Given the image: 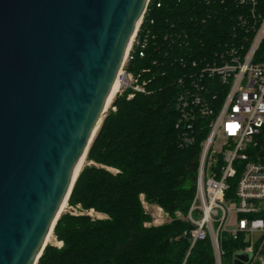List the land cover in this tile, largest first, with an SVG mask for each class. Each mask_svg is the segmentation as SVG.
<instances>
[{"label":"trees","instance_id":"16d2710c","mask_svg":"<svg viewBox=\"0 0 264 264\" xmlns=\"http://www.w3.org/2000/svg\"><path fill=\"white\" fill-rule=\"evenodd\" d=\"M260 17L264 0H150L125 65L144 92L116 95L68 200L104 217L63 213L53 233L64 246L48 244L37 264L184 263L192 226L173 216L186 215L194 199L207 122L195 123V141L185 145L179 101L196 93L193 84L212 104L222 101L212 96L219 81L201 79L202 71L232 49L245 52ZM142 198L172 221L147 226ZM222 248L223 264H235L239 243L223 238ZM186 264H215L210 240L197 243Z\"/></svg>","mask_w":264,"mask_h":264},{"label":"water","instance_id":"95a60500","mask_svg":"<svg viewBox=\"0 0 264 264\" xmlns=\"http://www.w3.org/2000/svg\"><path fill=\"white\" fill-rule=\"evenodd\" d=\"M149 2L0 0V264L42 256Z\"/></svg>","mask_w":264,"mask_h":264},{"label":"built area","instance_id":"2783aa9c","mask_svg":"<svg viewBox=\"0 0 264 264\" xmlns=\"http://www.w3.org/2000/svg\"><path fill=\"white\" fill-rule=\"evenodd\" d=\"M246 2L256 6L258 0H241ZM252 14L255 17L254 11ZM259 22L245 52L232 49L219 66L202 71L201 79L207 76L219 81L220 90L207 91L212 92L214 101L222 97L219 104L203 96L200 84H193L195 94L179 101L185 145L195 141V123L200 119L207 122L195 196L188 213H179L193 227L183 264L196 244L206 240L211 242L215 264H223V238L239 243L235 264H264V17ZM130 51L117 78L122 84L119 93L129 88L144 92L125 69L132 59ZM92 212L70 213L101 218ZM237 255L249 260L238 261Z\"/></svg>","mask_w":264,"mask_h":264},{"label":"rangeland","instance_id":"374dc122","mask_svg":"<svg viewBox=\"0 0 264 264\" xmlns=\"http://www.w3.org/2000/svg\"><path fill=\"white\" fill-rule=\"evenodd\" d=\"M121 90V89H120ZM116 97V95L114 96V98ZM114 98L112 99V101H111V104H110V106H109V108H108V110H110V108L112 107V102H113V100H114ZM112 109V108H111ZM107 110V111H108ZM107 113V112H106ZM85 165H87V161H86V159H85V161L83 162V164H82V169H83V167L85 166ZM142 201H143V205H144V207H145V210L147 211V213L151 216V218H152V221L150 222V223H147V226H152V225H155V226H159V225H163V224H165V223H169V222H171L172 221V216H170L167 212H165L162 208H160V207H158V206H149V205H147V203L144 201V199L142 198ZM74 211H77L78 213L79 212H88L87 210H84L81 206H80V208H77V207H72V206H70L68 203H67V205H66V207H65V209H64V211H63V213H70V212H73L74 213ZM62 213V214H63ZM180 212H178V213H176L173 217H175L176 219H179V220H182V221H184V222H186L185 220H184V218L179 214ZM92 214L94 215V216H101L100 214H96L95 212H92ZM101 218H103L102 216H101ZM191 225V224H190ZM192 226V225H191ZM193 228V227H192ZM191 231H192V229H191ZM190 231V232H191ZM48 244H50V245H54V246H56L58 249H61L63 246H64V244H63V242H60V241H58L57 239H56V237L54 236V233H53V235L51 236V238L49 239V242H48ZM213 250V249H212Z\"/></svg>","mask_w":264,"mask_h":264},{"label":"bare ground","instance_id":"6f19581e","mask_svg":"<svg viewBox=\"0 0 264 264\" xmlns=\"http://www.w3.org/2000/svg\"><path fill=\"white\" fill-rule=\"evenodd\" d=\"M130 46H131V45H130ZM121 87H122V84H121L120 81L117 79L116 82H115V84H114V86H113V88H112L111 94H110V96H109V99H108V102H107V106H106V111L108 110V108H109V106H110V104H111V101H112V99L114 98V96L117 95V94L119 93ZM86 156H87V155L85 154V155L82 157L81 161L79 162V164H78V166H77V169H76V172H75V177H74V182H75V180L78 178L80 172L82 171V164H83V162L85 161ZM67 203H68V199L65 200V202L63 203L59 216H61V214L63 213V211H64V209H65ZM58 218H59V217H58ZM52 235H53V231H51V233L49 234V236H48V238H47V240H46V245H48L49 239L51 238Z\"/></svg>","mask_w":264,"mask_h":264}]
</instances>
